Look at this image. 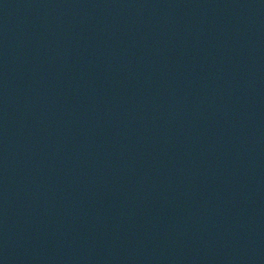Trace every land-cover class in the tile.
Returning a JSON list of instances; mask_svg holds the SVG:
<instances>
[{"label":"water","instance_id":"95a60500","mask_svg":"<svg viewBox=\"0 0 264 264\" xmlns=\"http://www.w3.org/2000/svg\"><path fill=\"white\" fill-rule=\"evenodd\" d=\"M0 264H264V0H0Z\"/></svg>","mask_w":264,"mask_h":264}]
</instances>
